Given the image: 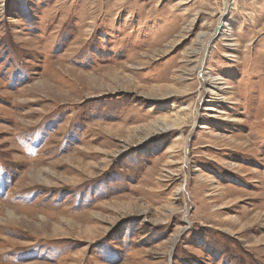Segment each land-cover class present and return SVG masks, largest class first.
Instances as JSON below:
<instances>
[{
	"label": "rangeland",
	"instance_id": "374dc122",
	"mask_svg": "<svg viewBox=\"0 0 264 264\" xmlns=\"http://www.w3.org/2000/svg\"><path fill=\"white\" fill-rule=\"evenodd\" d=\"M0 264H264V0H0Z\"/></svg>",
	"mask_w": 264,
	"mask_h": 264
},
{
	"label": "bare ground",
	"instance_id": "6f19581e",
	"mask_svg": "<svg viewBox=\"0 0 264 264\" xmlns=\"http://www.w3.org/2000/svg\"><path fill=\"white\" fill-rule=\"evenodd\" d=\"M186 119V118H185ZM183 120V119H182ZM178 121V120H177ZM184 121V120H183ZM174 122V121H173ZM181 123V122H180ZM170 125V124H169ZM172 125V124H171ZM169 128V127H168Z\"/></svg>",
	"mask_w": 264,
	"mask_h": 264
}]
</instances>
